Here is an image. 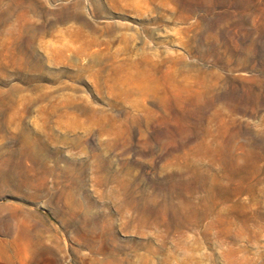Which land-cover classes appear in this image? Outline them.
<instances>
[{
  "label": "rangeland",
  "instance_id": "1",
  "mask_svg": "<svg viewBox=\"0 0 264 264\" xmlns=\"http://www.w3.org/2000/svg\"><path fill=\"white\" fill-rule=\"evenodd\" d=\"M3 158L0 264H97L103 214L122 264H264V0H0Z\"/></svg>",
  "mask_w": 264,
  "mask_h": 264
},
{
  "label": "bare ground",
  "instance_id": "2",
  "mask_svg": "<svg viewBox=\"0 0 264 264\" xmlns=\"http://www.w3.org/2000/svg\"><path fill=\"white\" fill-rule=\"evenodd\" d=\"M39 153L45 156L49 155V152L46 148H39ZM10 162H11L10 158H3L0 161V181L2 182L3 186H5L7 190H11L12 185H13L11 176H14L15 174L12 170H7V167L8 165H10ZM33 164L29 168V171L31 172L38 171L43 176H46L48 173H53L57 176L56 178L64 177L69 183L76 186L78 190L81 191V189L83 188V184H81V181L77 180V178L74 176L75 162L71 160L67 161L66 170H61L58 168L49 169L43 166L38 167L35 163ZM102 181L105 183L107 182V179L103 178ZM177 198L181 201L183 200L182 196H177ZM123 202L127 206L131 204L130 201L126 202L124 200ZM135 210L137 211V217L135 219H130V221L134 222L135 226L137 227L156 225V226H161L165 230H170L172 227L175 229H181L188 225L187 221L181 219L179 216V213L174 212V211L172 213L173 220L171 221L168 220L167 218L168 208L166 206L160 209H151L146 204H142L140 206H136ZM69 214L72 217L75 216V214L72 211H70ZM87 222L88 220L86 219L80 222L81 226H79L76 229V239L79 242H82L83 244H85L89 248L92 257H100V261L101 260L102 261L95 262V263L97 264H122L121 255L125 253V251L131 250L132 252H136L139 246L138 242L132 241V242L123 244L117 239L116 228L114 226L111 214L102 215V222L104 225L101 222H99L101 223V227L99 226L100 228L96 230L92 228L88 229V227L86 228V226L89 225L87 224ZM28 230L30 231V229ZM29 231H27V245H30V243L32 244L34 243L33 242L34 236H32V233H30ZM38 243L41 245L42 243L41 240H39ZM159 249H154L153 252L154 253L159 252L160 251ZM42 250L44 252L48 251L52 253L51 248L44 247V249Z\"/></svg>",
  "mask_w": 264,
  "mask_h": 264
}]
</instances>
